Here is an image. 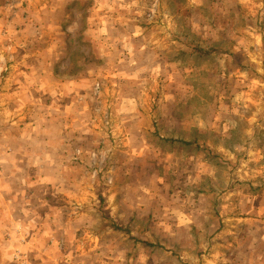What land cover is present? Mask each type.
<instances>
[{
	"label": "rangeland",
	"instance_id": "rangeland-1",
	"mask_svg": "<svg viewBox=\"0 0 264 264\" xmlns=\"http://www.w3.org/2000/svg\"><path fill=\"white\" fill-rule=\"evenodd\" d=\"M57 4L40 45L73 93L0 99V264H264V0L15 9Z\"/></svg>",
	"mask_w": 264,
	"mask_h": 264
},
{
	"label": "crops",
	"instance_id": "crops-1",
	"mask_svg": "<svg viewBox=\"0 0 264 264\" xmlns=\"http://www.w3.org/2000/svg\"><path fill=\"white\" fill-rule=\"evenodd\" d=\"M17 2H19V0H0V45L3 44L2 49L0 46V54L3 58V66L6 67L7 72H11L5 78L6 87L1 90L0 99L4 101L7 100V106L9 108L11 106L10 103H12V100H15L17 98H24V89L27 84L31 85V88H29L28 90L29 95L33 99H40L42 98L43 91L41 85L44 81H47V79H50V82L53 85V97L56 98L57 102H60V99L62 98L67 99L69 97V94L73 93V90L71 89L70 85H66L67 88L66 90H64V80H61L59 76H55L56 69L59 66L60 56L62 54L61 45H59L58 43H53L52 46V44L50 43L48 46H46L45 44V46L42 47L40 45V40L46 38V35L51 36L52 33H54V28H52L51 26L46 28L43 25H38L40 22L43 23V18L41 16L44 15V20L48 21L49 18L47 17L55 16L56 14L58 15V13L62 11V8H60V6H56H58V4H64V1H59V3L55 5V7L50 6L48 9L46 6L39 9L37 6L33 5V11L29 10V13L33 14L32 17H29V15L25 16L24 13H27V11H23L20 8L15 9V6L17 7ZM19 14H21L22 16H20ZM111 28L114 31H111ZM111 28H103L102 30L98 28L99 34L105 33L106 31H110L111 33L117 32L118 34L123 33L122 30H120V28H117L116 26H112ZM46 29H48V31ZM12 40L16 41L11 42ZM135 45L137 46V44ZM120 46L123 47L121 41L118 39L111 46V50L107 52V54L103 55L107 64H109V61L111 59H115L116 61H120L122 59V55L118 54ZM133 49L134 46L131 50ZM138 51L135 52V55ZM3 52L4 55H2ZM49 68H51V71H49L50 74L43 75V72H46ZM19 108L20 107L18 106V109ZM69 108L64 109L69 112ZM9 113L12 114V111H9ZM56 113L61 114V111L58 112L57 108ZM65 129H67L66 125ZM59 139L61 138H57L56 135L55 140ZM9 156L11 155H8V158ZM9 160L12 161L13 158ZM16 160L18 159L16 158L14 160L15 163L18 162ZM12 164L14 165V163ZM2 179L3 177L1 173L0 187H2ZM24 210L25 209L23 208L22 211ZM25 221L26 220H21L23 224L25 223ZM3 222L4 220L0 221L1 235H4V232L6 231L4 228L7 225ZM10 224L11 223L8 222V226ZM15 225L19 227V224ZM6 236L8 238H11L13 235L7 234ZM28 238V240H25L23 242H27V244H29L32 238ZM39 238H42V236H38L37 234L33 239L38 242ZM21 249L22 251L19 252L23 253L24 259L25 256L27 257L28 261L31 258L32 260L36 259L31 253L33 251L31 247H29L28 250L27 247H24V251L23 247ZM21 257L22 256H17L18 259H20Z\"/></svg>",
	"mask_w": 264,
	"mask_h": 264
},
{
	"label": "trees",
	"instance_id": "trees-1",
	"mask_svg": "<svg viewBox=\"0 0 264 264\" xmlns=\"http://www.w3.org/2000/svg\"><path fill=\"white\" fill-rule=\"evenodd\" d=\"M172 142H175V140H173ZM179 143L182 145V146H185V147H191L193 145H195L194 142H190V141H179ZM113 228L115 231H119V232H123V233H126L128 235H131L130 232L118 225H113ZM144 244L148 245V246H152L153 244L151 243H147V242H143Z\"/></svg>",
	"mask_w": 264,
	"mask_h": 264
}]
</instances>
